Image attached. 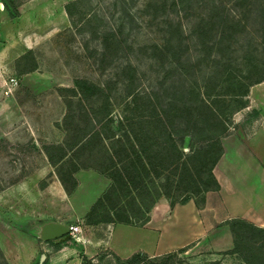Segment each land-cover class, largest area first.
<instances>
[{
	"label": "rangeland",
	"instance_id": "rangeland-1",
	"mask_svg": "<svg viewBox=\"0 0 264 264\" xmlns=\"http://www.w3.org/2000/svg\"><path fill=\"white\" fill-rule=\"evenodd\" d=\"M25 5L32 6L20 25L27 32L24 52L15 55V65H0L1 95L11 91L10 75L17 79L16 102L0 101V264H81L83 257L85 264H122L105 246L116 241L105 226L110 216L101 204L91 211L83 203L85 189L72 202L45 190L34 198L14 194L13 185L32 172L38 157L32 139L19 145L8 140L23 114L45 134L51 125L63 131L62 144L41 138L39 144L56 164L53 172L67 196L77 168L107 163L106 150L129 141L140 147L144 203L193 202L192 220L213 225L206 236L172 248L170 212L155 210L146 224L124 223L135 238L145 229L143 251L130 256L161 257L153 264H264L263 171L253 166L256 174L247 182L254 193L250 207L261 209L251 223L263 230L234 222L232 233L221 222L226 215L210 177L217 144L207 142L253 113L238 111L249 86L264 80V0H21L18 8ZM160 155L171 156V169ZM68 220L81 229L77 240L39 237L42 224ZM66 247L67 256L55 257Z\"/></svg>",
	"mask_w": 264,
	"mask_h": 264
},
{
	"label": "crops",
	"instance_id": "crops-1",
	"mask_svg": "<svg viewBox=\"0 0 264 264\" xmlns=\"http://www.w3.org/2000/svg\"><path fill=\"white\" fill-rule=\"evenodd\" d=\"M0 5V65H11V63L15 65V55L24 52V48L20 46V43H27L25 37L27 32L20 26L22 24L25 27L23 22L26 20L27 15L23 11L28 10L32 5H25L22 10L17 6L16 15L9 14L1 0ZM10 78L16 79V76L10 75ZM14 85L9 84L11 91L7 96L0 94V101L3 98L8 102L11 99L16 102V98L12 95L15 88L13 87ZM247 110H251L253 113L245 118L233 132L219 138L221 152L212 168V174L218 184L217 193L219 200L226 215L221 220L222 223L233 218H241L255 224L258 219L253 217L255 216L254 212H261V209L250 207L249 198L251 197L253 200L254 193H251V188L247 182L250 181L251 175L256 174L253 166H259L262 169L263 173L260 175L262 176L261 179L264 178V81L249 86L246 94V103L241 106L238 114L242 115ZM17 117L23 120L16 126V130L10 133L9 142L12 145H19L26 140L32 139V150L35 156L38 155V157L32 172L13 185L14 194L24 198H34L39 196L38 191L45 190L49 193L56 192L57 195L63 194L72 202V198L77 197L78 195L76 194L85 189V194H80L79 196L85 199L83 203H87L88 207H90L104 193L110 183L109 179L92 168L79 167L73 173V177L76 180L74 188L71 189L69 196H67L68 194L59 181V177L53 172L52 165L55 166L56 164L49 162L47 154L39 144V138L45 140L43 141L44 144H62L63 131L58 126L51 125V132L53 131L54 135L52 136L50 131L45 134V129L43 127H34L26 119L25 114L22 117L17 115ZM14 150L18 149L14 148ZM68 154L69 152L56 163L62 162V160L67 158ZM41 181H44L45 184L38 188V183ZM155 210H168L170 212L172 225L171 241L174 244L172 248H180L206 236L207 232L213 227L211 223L204 224L199 218L192 220L196 211L193 202L174 204L170 207L169 203L163 199L151 207L148 216L150 217V214ZM76 216L79 218V213ZM61 223L69 224L71 222L68 220L66 222L61 221ZM105 226L116 234L113 235L116 238V241L113 242V247L105 246L111 248L117 256L125 258L133 254V252H137V250L143 251L142 232L145 229H138L141 233L135 238L130 234L134 228L128 227L124 223H105ZM209 236L212 239L211 237L215 238L216 234ZM133 247L134 249H132ZM67 249L68 247L57 250L55 257L61 259L67 256L69 254ZM83 254L86 256L84 252Z\"/></svg>",
	"mask_w": 264,
	"mask_h": 264
},
{
	"label": "trees",
	"instance_id": "trees-1",
	"mask_svg": "<svg viewBox=\"0 0 264 264\" xmlns=\"http://www.w3.org/2000/svg\"><path fill=\"white\" fill-rule=\"evenodd\" d=\"M1 1L4 7L9 11V14L11 15L17 14L16 7L20 4L21 0H1ZM141 120L147 122L148 120H152V119L143 118ZM153 120L156 123H164V121L159 118H155ZM99 137L102 141L107 138L106 135H103L102 133H99ZM220 137L221 136L210 137L207 141V142L215 141L217 144L218 153H217L216 158L213 160L212 166L210 169V177L212 178L213 182L216 184L217 191H218V184L212 174V168L215 165L217 158L221 152V147L219 143ZM131 139H133L132 136H131ZM83 140L84 138L81 139L75 146L82 144ZM117 141L121 143V141L119 140ZM139 152H140V147L136 143L134 142L131 143L128 141L127 146L124 147V144H123V146L119 148V150H114L110 148L106 150L107 163L106 162L100 163V164L97 163L93 166H89V168H92L97 173H100L106 176L110 181L104 193L99 198L96 199V201L91 205V208H90L92 211L94 207L101 204L104 207V210H106V212L110 216V218L104 220L105 222L131 223L132 220L134 221L136 220V221L145 223L147 221L148 213L155 202L152 201V202L144 203V200L141 198V193L139 192L140 176L137 170L138 169L137 166H139L138 164L139 163V156H138ZM63 156H65V154ZM160 157L165 162L164 167L171 169V167L174 164L173 163L174 160L173 159L171 160V156L168 155V156L163 157L162 155H160ZM160 157H158L159 160H160ZM148 163L151 166V168H154V165H155L154 163L150 161H148ZM63 188L65 192L68 194L69 190H67L64 186ZM157 188L159 190V193H162L160 185H158ZM119 192H121L124 195V197L120 196L121 198H119L117 202L113 201L114 200L113 197H116V195H118ZM188 199L189 198H186L185 200H188ZM174 204L175 202H169L170 207H172ZM132 207H134V209H132ZM118 209L121 210L120 214L116 213ZM234 222H242L258 230H263L262 228L256 227L255 225H253L251 222L247 220H244L241 218H233V219H230L224 222V224L228 225L232 233L234 232L233 231ZM114 258H115V262L122 263V264H150V263L153 264L152 263L153 261H158L161 259V257H154V259L151 260L147 258V256L142 255L141 253L132 255L128 257L127 259H125V261L120 259L117 255H114ZM87 261L88 259L83 257L81 264H85Z\"/></svg>",
	"mask_w": 264,
	"mask_h": 264
},
{
	"label": "water",
	"instance_id": "water-1",
	"mask_svg": "<svg viewBox=\"0 0 264 264\" xmlns=\"http://www.w3.org/2000/svg\"><path fill=\"white\" fill-rule=\"evenodd\" d=\"M68 232V224L58 221H48L40 226L39 237L44 241L54 240V242H63L70 239Z\"/></svg>",
	"mask_w": 264,
	"mask_h": 264
},
{
	"label": "built area",
	"instance_id": "built-area-1",
	"mask_svg": "<svg viewBox=\"0 0 264 264\" xmlns=\"http://www.w3.org/2000/svg\"><path fill=\"white\" fill-rule=\"evenodd\" d=\"M7 84H16V81L14 78H9ZM69 227V235L70 238L76 239L78 238V235L81 234V229L76 224L70 223L68 224Z\"/></svg>",
	"mask_w": 264,
	"mask_h": 264
}]
</instances>
